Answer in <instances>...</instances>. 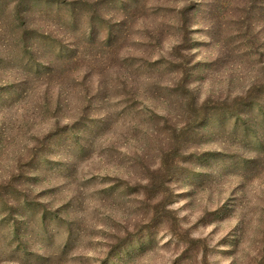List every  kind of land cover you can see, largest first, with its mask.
Returning a JSON list of instances; mask_svg holds the SVG:
<instances>
[{"label": "rangeland", "instance_id": "374dc122", "mask_svg": "<svg viewBox=\"0 0 264 264\" xmlns=\"http://www.w3.org/2000/svg\"><path fill=\"white\" fill-rule=\"evenodd\" d=\"M0 264H264V0H0Z\"/></svg>", "mask_w": 264, "mask_h": 264}]
</instances>
